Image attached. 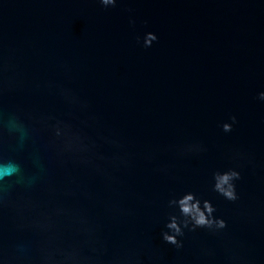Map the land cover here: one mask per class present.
Wrapping results in <instances>:
<instances>
[{
    "label": "water",
    "instance_id": "water-1",
    "mask_svg": "<svg viewBox=\"0 0 264 264\" xmlns=\"http://www.w3.org/2000/svg\"><path fill=\"white\" fill-rule=\"evenodd\" d=\"M262 94L264 0H0V264H264Z\"/></svg>",
    "mask_w": 264,
    "mask_h": 264
},
{
    "label": "clouds",
    "instance_id": "clouds-1",
    "mask_svg": "<svg viewBox=\"0 0 264 264\" xmlns=\"http://www.w3.org/2000/svg\"><path fill=\"white\" fill-rule=\"evenodd\" d=\"M109 2H112V0H104V3L106 4ZM229 127H230L229 125H225V130H228ZM14 170L15 169H13V171ZM235 176H238V173L231 172V173L223 174L218 177V182L216 184L217 190L222 192L229 199L235 198L234 186L228 184V187H225V184L228 183L231 177H235ZM179 204L181 206L182 212L185 215L190 216L195 225L198 226L211 225L215 222L219 227L224 226V221L222 219L213 221V219L210 218V215L214 210L211 204L209 202H205V208L201 209L199 207V201H195L194 195L192 193L186 194L179 201ZM170 227L175 228L178 233L180 232V229L177 226L175 220H173V222L170 224ZM165 238L172 242H176L174 236H169L166 234Z\"/></svg>",
    "mask_w": 264,
    "mask_h": 264
}]
</instances>
